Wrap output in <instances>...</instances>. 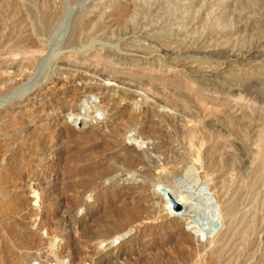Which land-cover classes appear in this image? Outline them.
Wrapping results in <instances>:
<instances>
[{"label":"rangeland","instance_id":"1","mask_svg":"<svg viewBox=\"0 0 264 264\" xmlns=\"http://www.w3.org/2000/svg\"><path fill=\"white\" fill-rule=\"evenodd\" d=\"M160 37L175 40L168 53ZM208 46L222 49L211 54ZM101 57L138 69L129 80L134 93L100 78L95 85L102 87L89 96L101 111L83 114L72 98L94 85L84 68ZM60 58L65 64L56 72ZM262 87L264 0H0V264H67L73 254L79 259L68 264H152L172 255L171 236L191 238L190 226L146 221L121 240L86 239L106 215L84 189L93 165H125L109 141L125 123L126 136L133 134L143 118L151 130L144 141L166 144L162 157L193 163L199 173L208 159L215 169L216 228L232 236L221 242L213 230L208 241L195 242L201 260L264 264ZM173 113L205 133L209 152L191 146L188 125ZM131 190L127 204L136 198ZM117 200L115 207L124 206Z\"/></svg>","mask_w":264,"mask_h":264},{"label":"bare ground","instance_id":"2","mask_svg":"<svg viewBox=\"0 0 264 264\" xmlns=\"http://www.w3.org/2000/svg\"><path fill=\"white\" fill-rule=\"evenodd\" d=\"M123 9L124 7L117 9L119 10L118 15L123 14ZM232 26L231 28L229 27L227 31L220 33V35L217 37V40L220 37H223V40L226 41V39L230 37L232 29H234V26ZM234 33H237L236 30H234L233 34ZM257 33L254 32V35ZM237 36L239 37L238 34ZM241 36L244 37V35ZM252 36L253 34L251 35L250 39L252 38ZM220 39L218 40L219 42ZM157 41L161 49L167 51L166 53H168V50L170 49V43L175 44V40H170L167 37H160ZM72 43L73 41H68L67 44ZM219 47L220 46H218V48ZM220 48L217 51L215 47L208 46L207 52L211 54L218 53L221 52L222 48ZM223 54L224 53L222 52V55ZM64 58H60L58 60L55 68V71L57 70L56 72L60 71L59 69L61 68V65L65 64L63 62H65L64 60L66 58ZM92 62V65H87V63L85 65L82 64L84 63L82 62L80 66H86H84V72H86L88 75H86L85 79L92 81L94 85L86 87L88 89H85L87 91H85V94H83L81 98H79L80 96L78 97L77 94L72 98L73 103L75 105L78 104V106L81 107L85 112L83 114H87L89 109H94V111L96 112L101 111L100 107H98L94 100L89 96L92 91L98 90L100 87H102L95 85L98 84L97 82L100 80V78L107 82L116 83L115 85L119 86L118 91L123 94L129 95L130 93H134L131 92L132 89L130 88V76L136 75L135 73L138 70L134 69V72L128 71V68L125 67V65H122V63L118 64L119 62H111L106 57H101L98 62ZM139 68L143 70V68L145 67ZM145 72H148V70ZM142 76L145 75L143 74ZM152 77L154 78V74L152 75ZM152 77L151 75H148V79H152ZM112 89L114 88L111 87V90ZM228 89L232 91L237 88L229 87ZM228 89H226V91ZM263 91L264 90H262V92ZM138 96L148 106L150 105L151 107H154V105L156 106V104H158V99L153 100V102L150 104L147 101L148 96L146 94H138ZM69 108L71 107H68V109ZM171 117L188 125L184 128L183 132L189 138L192 147H196V145L198 144L206 151H210V144L205 145V141H207L205 139V133L201 132L200 129L190 124V118L181 115L180 113H173L171 114ZM236 121H238L241 125V120L239 118L238 120L236 118ZM139 123L141 126L137 130H134L135 132L130 136H126V133L130 129L129 123H125V125H123L122 127L116 128L115 131H113V139L109 141L111 147L114 148V153L126 159L125 165H110L108 170L104 168V165H93V169H96L94 171V177L89 181L90 184L85 186L84 189L89 190V196H91L93 204L102 201V210L106 211V215L101 219V222L99 223L97 229H95L92 233L85 234L86 239L95 240L102 238H112V241L121 240L124 236L131 232L132 229H134L132 228V225H145L146 221H156L157 224H162L166 227L168 223H173L176 225V227L180 225H187L190 226V230L193 232L191 238L183 235L181 237H178V235L174 239L173 236H171V241H174V244L170 242L173 245L170 246V249H172V255L166 256L162 259H157L153 261L152 264H213V259L211 258H208L205 261L201 260L199 250L197 249V245L195 244V242L202 244V242H200L201 238H205V241H208L213 230L214 232L212 236L217 235L218 240L221 242L224 241L226 243V241H228L232 236V233H230L229 231L222 232L221 229L216 228V216L218 217V215L216 214V208L218 206L217 199L215 197L216 193H213V189L215 190V188H212L213 185L211 186V183L215 181V176L212 174L215 169L212 170V166L208 165V159H206L204 165L200 166V168L202 169V173H199L197 167L193 163L184 161L182 162V165H177V163H179L177 162V160L162 157L161 154L166 144L163 142L162 144L153 142L146 143V141L144 140L145 138L149 137L151 130H148L149 128H145L146 124H148L147 119L143 118ZM199 131L202 133V136L198 134ZM122 137H124L125 139H131L135 141L136 144L127 145L125 143H122ZM215 147L216 146H214V148ZM218 147H221V145H219ZM151 153H153L154 156H151ZM194 156L198 158L199 152L197 151ZM88 170H90V165L82 169L81 172H83L84 174L85 172H88ZM126 176H129V178H127ZM106 179H108V183L105 182ZM127 179L130 180V184L125 183ZM129 189H132L130 194L133 193V195L135 194L136 197L135 200L131 202V204H127L125 198L123 197L125 194L129 193ZM117 199H120V203L123 202L124 206L120 205V207H115L117 205H115V203L118 202ZM178 208L180 209L179 211L175 212L173 210H177ZM68 222L72 221L68 220ZM159 239H162L161 235L159 236ZM74 249L72 252H74ZM161 251L163 250L161 249ZM78 255L79 254H73L71 258L68 259L70 261L67 262V264L72 263L75 259H79ZM219 256L220 254L217 253L212 258L216 259L219 258ZM100 261V259L93 260L94 263L97 262L95 264H99L98 262ZM103 264L110 263L108 261H104Z\"/></svg>","mask_w":264,"mask_h":264}]
</instances>
